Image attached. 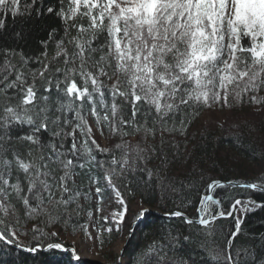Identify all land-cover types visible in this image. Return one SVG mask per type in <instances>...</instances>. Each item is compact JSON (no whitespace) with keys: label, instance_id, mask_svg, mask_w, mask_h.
Instances as JSON below:
<instances>
[{"label":"snow or ice","instance_id":"snow-or-ice-1","mask_svg":"<svg viewBox=\"0 0 264 264\" xmlns=\"http://www.w3.org/2000/svg\"><path fill=\"white\" fill-rule=\"evenodd\" d=\"M33 14L38 20L55 17L56 24L48 25L31 53L20 46L29 35L23 26L8 33L11 46H4L8 19ZM0 42V247L32 254L71 252L79 264L75 247L52 241H60L61 224L86 211L81 199L94 209L87 210L90 220L101 212L92 196L103 198L109 191V200L115 199L118 210L93 220V230L85 226L79 238L81 246H102L105 233L119 232L127 223L125 193L134 198L139 192L149 203L160 196L183 204L203 187L205 194L191 205L195 218L168 212L166 218L180 220L179 226L161 225L153 243L135 255L121 249L113 264H196L190 249L210 254L203 264H264V252L247 239L237 245L247 237V214L264 210V199L253 198L264 196V153L245 165L256 175L241 183L213 178L209 173L219 169L207 168L164 137L176 133L188 141L199 109L226 104L230 88L240 89L237 98L264 89V0H56L49 5L0 0ZM124 106L130 115L115 122ZM85 112L101 134L106 125L122 142L114 149L102 147ZM125 128L146 137H155L159 128V146L146 150L129 144L123 140L130 134ZM153 161L159 163L149 168ZM221 164L228 172L234 161ZM173 171L175 176L161 175ZM77 175L87 179V190L76 185ZM206 180L211 183L205 186ZM231 189L239 194L228 199ZM149 211L135 214L136 221ZM21 219H36L37 225L42 220L55 230L33 225L21 232ZM225 219L229 231L213 247L215 223ZM178 227L190 231L182 235ZM29 233L30 246H25L20 237ZM133 234L130 229L129 237Z\"/></svg>","mask_w":264,"mask_h":264},{"label":"trees","instance_id":"trees-1","mask_svg":"<svg viewBox=\"0 0 264 264\" xmlns=\"http://www.w3.org/2000/svg\"><path fill=\"white\" fill-rule=\"evenodd\" d=\"M26 3H31V0H25ZM56 0H45V5L55 4ZM23 4L21 6V11L23 12ZM52 24L55 26L56 20L55 17H49L45 15L41 19H37L36 15L33 14L31 17L25 15L22 19L16 18L15 20L9 18L7 21V29L8 32L5 33V41H8V33H10L14 28L18 26H23L25 28L27 35L26 40L20 42V46L24 47L26 51L29 53L35 48L36 41L41 39L45 35V30L48 25ZM2 43V42H0ZM4 46H11V42L8 41ZM51 51V49H50ZM54 54V52H52ZM16 60H13V63H16ZM33 67H39L38 65H33ZM27 71L28 69H24ZM106 83H111L106 81ZM240 91L238 88H230L228 92V100H227V108L231 114V122L224 126L214 123H206L201 124L199 127H196V124L201 116V114L207 110V107H203L199 109V115L194 121L193 125L189 128L188 136L190 139L185 141L183 137H180L176 133L169 134L167 132L164 133L165 142L172 141L173 143H180V151L181 152H191L194 155L198 156L205 163L207 168H212L215 166L219 171L210 172L213 178L223 179L225 176L228 179L234 181H251L252 178L256 175L254 171L251 169H246L245 165L252 161L253 158L259 157L262 153H264V116L258 120H254L253 118L248 116V110L252 105H259L264 107V89H261L257 92H243L241 96L237 98L236 93ZM252 96H256V100H252ZM110 103V101H109ZM192 109H188V112H191ZM88 123L95 127V119L87 112L84 113ZM73 114L69 113V117L71 118ZM130 115V109L127 106H124V111L119 113L117 116L118 122L120 116L127 118ZM114 122V123H115ZM171 126V123H169ZM178 126V125H177ZM103 127V133H106L109 141L106 145H102L100 141L97 142L101 144L102 147H106L109 149H114L115 144L122 142L119 134H113L109 131L108 127ZM100 131V127H97ZM125 131H129L130 134L123 137L124 141H127L131 145L140 144L141 147L147 149L152 148L153 146H159L161 132L160 129L157 128V132L155 137H152L150 134L146 137L143 131L136 133L132 132L130 129L125 128ZM68 131H71L69 128ZM134 137V139H131ZM103 158V157H98ZM221 160L234 161L233 166L230 171L225 172L223 165L221 164ZM213 161H216L215 165H213ZM159 163V161H153L148 164L149 168L153 167V164ZM79 172V169H77ZM62 174V173H58ZM163 175H172L175 176L176 172L173 171L171 173H162ZM76 185L79 186L81 191L88 189V181L86 178H82L77 175L75 177ZM181 179H183L181 177ZM260 182V181H254ZM211 183L210 180L205 181L206 184ZM205 194L203 191V187L200 191L196 193H192L188 199L181 204L179 199H173L172 202H167L160 196H157L155 200L149 203L146 199L142 198L139 192L133 197H130L127 193H125V198L128 200V204L133 201H139L143 204L150 205L156 207L162 212H168L172 210H181L192 217H196V207L191 206L195 203H198V197ZM239 190L231 189L228 190V199H230L233 195H238ZM223 196V194H222ZM257 199H264V196L257 194L255 196ZM227 200L224 201L225 206H227ZM82 207L86 209L84 212L74 213L72 221L67 224H61L60 227L64 229L63 232H70L72 234L83 233L84 227L86 226V214L88 209V202L81 199L79 201ZM75 208V205L72 206ZM141 209V207H139ZM139 209V211H140ZM137 211L136 214L139 213ZM3 215V213H0ZM130 219V220H129ZM127 223L122 226V230L126 229L130 224L131 218H129ZM133 220V219H132ZM246 222L244 225V230L247 234V237H242L241 240L237 241V245H239L242 241L247 239V244L251 245L255 248V250L259 252H264V239L261 237L264 236V210H257L254 213H248L246 218ZM173 223L177 226L181 224V221L176 219L174 221H169L167 218L156 217V216H147L140 226L136 229L135 235L130 241L129 246L126 248V255H135L137 251L142 250L145 246L153 243L155 239V235L157 230L161 225H169ZM33 225H37L36 219L31 220L29 222L26 219L20 220V231L25 232L27 229L31 228ZM47 231L49 228H52V225H48L45 227L44 222H41L37 225ZM229 220H217L215 223L216 235L218 237L217 244L213 245V247H218L224 240L225 233L229 231L230 228ZM52 230H55L52 228ZM190 231L187 227H178L179 234L187 235ZM173 234H177L174 232ZM114 237V236H113ZM112 235L108 238L110 241L113 239ZM21 243L25 246H30V233L27 237L21 236ZM53 242V241H52ZM61 242V238H60ZM192 255L193 260L196 264H203V261L206 259H210V254L205 255V253L199 251V249L193 251L189 250ZM0 264H76V262L72 258L71 252H55V253H45L40 252L37 254H32L26 252L21 249L13 248V247H0ZM79 264H88L87 262L80 260Z\"/></svg>","mask_w":264,"mask_h":264},{"label":"rangeland","instance_id":"rangeland-1","mask_svg":"<svg viewBox=\"0 0 264 264\" xmlns=\"http://www.w3.org/2000/svg\"><path fill=\"white\" fill-rule=\"evenodd\" d=\"M247 114L249 117L253 118L254 120H258L264 116V107L259 105H252L249 108ZM210 122L214 124H219L221 126H224L231 122V114L226 104L223 105L216 104L213 105L211 109L208 108L207 110H205L201 114L196 124V127H199L201 124H206ZM92 127H93L94 138L98 139V141H100L102 145H106L107 142L109 141L107 134L106 133L101 134L100 131L97 129V127H95L94 125H92ZM131 139H134V137H132ZM77 140L78 142L82 140L79 134H77ZM92 191L94 192V186L92 188ZM110 196H112V194L109 191H106L104 193L103 198L99 196H92L91 199L93 204L99 205V207L101 208V212L95 213L92 220H90L86 214V226L89 231L93 230V220L98 219L100 215L110 216L112 212L118 210L115 207L114 197L111 200H109ZM128 205L130 208V213L127 217V221L129 218H131L130 224L124 230H121L119 232L113 231L111 235L112 237L113 236L114 237L111 241L108 239L111 235L109 236L107 233H105L104 234L105 240L102 246L100 245L99 242L87 247L81 246L79 243V238L82 235H84V231L83 233H78V234H72L70 232H62L60 235L61 240L63 242L71 244V247H75L76 253L77 255H79V257H85L97 261L99 264H113V260L117 259L116 253L118 252L119 248L125 241L129 227L131 226L132 222L135 219V214L137 213V211H139L140 209L139 207H142L144 204L139 201H133L130 202ZM90 210L94 211V209H90ZM143 220L139 223V225L143 222ZM109 226L110 225L108 224L104 225L105 228Z\"/></svg>","mask_w":264,"mask_h":264},{"label":"water","instance_id":"water-1","mask_svg":"<svg viewBox=\"0 0 264 264\" xmlns=\"http://www.w3.org/2000/svg\"><path fill=\"white\" fill-rule=\"evenodd\" d=\"M234 181V180H233ZM241 183H243L244 181H240ZM258 183V182H257ZM209 194H211V193H209ZM257 200H259V199H257ZM142 209H149L150 211H149V213L148 214H150V215H154V216H156V217H162V218H166V214L168 213V212H170V211H168V212H162V211H159V210H156V209H154V208H151V207H149V206H145V207H143ZM172 211H180V210H172ZM182 213H184L186 216H188L189 218H193V217H191V216H189L188 214H186L185 212H183V211H181ZM141 221H136V219L132 222V224H131V226L129 227V230L131 229L132 231H133V233L135 232V230H136V228H137V226L139 225V223H140ZM129 230H128V233H129ZM134 235V234H133ZM133 235L131 236V237H129V235L127 234V237H126V239H125V241L123 242V244L121 245V247L119 248V250H118V252L121 250V249H123L124 251L126 250V248L128 247V245H129V243H130V241H131V239L133 238ZM53 242H60V241H53ZM61 242H63L62 240H61ZM64 244H65V247H67V248H72L71 247V244H68V243H66V242H63ZM46 246V245H45ZM21 250H23L22 248H21ZM72 254V253H71ZM80 259H83L84 261H86L88 264H99L97 261H94V260H91V259H88V258H85V257H80ZM117 259H118V256H117Z\"/></svg>","mask_w":264,"mask_h":264},{"label":"bare ground","instance_id":"bare-ground-1","mask_svg":"<svg viewBox=\"0 0 264 264\" xmlns=\"http://www.w3.org/2000/svg\"><path fill=\"white\" fill-rule=\"evenodd\" d=\"M242 198H247V196H243Z\"/></svg>","mask_w":264,"mask_h":264}]
</instances>
